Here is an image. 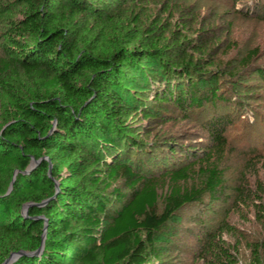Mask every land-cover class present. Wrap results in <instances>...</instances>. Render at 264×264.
Here are the masks:
<instances>
[{
  "label": "trees",
  "instance_id": "obj_1",
  "mask_svg": "<svg viewBox=\"0 0 264 264\" xmlns=\"http://www.w3.org/2000/svg\"><path fill=\"white\" fill-rule=\"evenodd\" d=\"M214 20L189 0H0V264L42 246L13 264H152L179 212L223 195L228 107L242 104L224 81L256 53L243 69L221 60L235 47ZM203 113L201 152H146L129 124ZM257 199L262 223L264 184ZM251 250L264 264V233Z\"/></svg>",
  "mask_w": 264,
  "mask_h": 264
},
{
  "label": "rangeland",
  "instance_id": "obj_2",
  "mask_svg": "<svg viewBox=\"0 0 264 264\" xmlns=\"http://www.w3.org/2000/svg\"><path fill=\"white\" fill-rule=\"evenodd\" d=\"M189 4L206 20L215 18V24L231 25L229 40L235 48L221 60L242 68L241 62L255 52L250 61L255 68L242 71L235 80L224 81L232 97L242 102L228 107L233 122L226 131V154L219 159L226 191L215 201L179 212L166 227L158 246L160 255L151 263L218 264L221 246L231 251L236 264H252L251 247L262 240L264 233V222H259L254 207L264 184V78L254 73L264 69V0H189ZM206 115L209 113L168 125H149L133 117L129 124L146 152L157 150L169 139L201 152L210 144ZM177 157L183 159L184 154Z\"/></svg>",
  "mask_w": 264,
  "mask_h": 264
},
{
  "label": "water",
  "instance_id": "obj_3",
  "mask_svg": "<svg viewBox=\"0 0 264 264\" xmlns=\"http://www.w3.org/2000/svg\"><path fill=\"white\" fill-rule=\"evenodd\" d=\"M56 190L58 191V185L56 186ZM42 250H43V246L37 252L33 254H27L25 252L13 253L3 264H13L15 261H17L19 257L24 256V255L39 256L42 253Z\"/></svg>",
  "mask_w": 264,
  "mask_h": 264
}]
</instances>
